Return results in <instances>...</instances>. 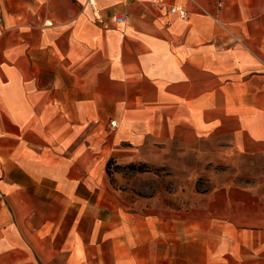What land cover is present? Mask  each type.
Here are the masks:
<instances>
[{
    "label": "crops",
    "instance_id": "obj_1",
    "mask_svg": "<svg viewBox=\"0 0 264 264\" xmlns=\"http://www.w3.org/2000/svg\"><path fill=\"white\" fill-rule=\"evenodd\" d=\"M201 141L264 155V0H0V264H264L250 187L148 219L113 193L111 164Z\"/></svg>",
    "mask_w": 264,
    "mask_h": 264
},
{
    "label": "rangeland",
    "instance_id": "obj_2",
    "mask_svg": "<svg viewBox=\"0 0 264 264\" xmlns=\"http://www.w3.org/2000/svg\"><path fill=\"white\" fill-rule=\"evenodd\" d=\"M109 125L113 129L116 122ZM213 143L201 141L190 146L170 143L145 148L139 155L143 162L111 164L110 184L125 205L123 212L148 219L151 211L167 206L180 210L195 193L204 194L225 185L250 187L264 198V155L226 153ZM175 226L176 242L195 235L193 229L182 233L181 224ZM186 247L191 254L195 252L191 250L194 244Z\"/></svg>",
    "mask_w": 264,
    "mask_h": 264
},
{
    "label": "built area",
    "instance_id": "obj_3",
    "mask_svg": "<svg viewBox=\"0 0 264 264\" xmlns=\"http://www.w3.org/2000/svg\"><path fill=\"white\" fill-rule=\"evenodd\" d=\"M176 9L172 8L171 11H175ZM180 14H182V11L181 10H177ZM99 22H102V20L100 18H98ZM110 20L113 22V23H122L126 20V16L124 14H117V13H114L111 15V18ZM112 126L115 125L114 122L111 123Z\"/></svg>",
    "mask_w": 264,
    "mask_h": 264
}]
</instances>
